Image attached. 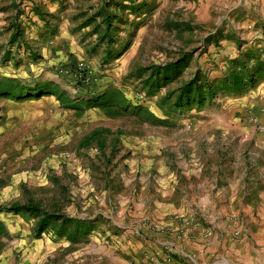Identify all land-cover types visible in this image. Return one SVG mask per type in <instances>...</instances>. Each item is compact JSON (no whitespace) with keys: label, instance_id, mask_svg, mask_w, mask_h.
I'll use <instances>...</instances> for the list:
<instances>
[{"label":"rangeland","instance_id":"rangeland-1","mask_svg":"<svg viewBox=\"0 0 264 264\" xmlns=\"http://www.w3.org/2000/svg\"><path fill=\"white\" fill-rule=\"evenodd\" d=\"M5 1L4 264H142L152 242L144 227L153 226L131 204L153 193L157 160L189 153L194 138L212 137L206 148L230 154L240 151L233 138L264 135L248 121L255 114L264 125L260 110L233 105L264 81L259 0ZM23 19L35 25L30 40ZM64 39L66 58L49 55L48 44ZM79 63L91 71L87 84L65 72ZM14 205L36 210L7 211ZM230 211L242 223L229 239L264 243L262 207Z\"/></svg>","mask_w":264,"mask_h":264},{"label":"crops","instance_id":"crops-1","mask_svg":"<svg viewBox=\"0 0 264 264\" xmlns=\"http://www.w3.org/2000/svg\"><path fill=\"white\" fill-rule=\"evenodd\" d=\"M5 2L0 0V42L11 25ZM257 2L254 14L263 19L264 0ZM36 19L33 16L32 21ZM20 23L25 27L24 39L33 38L29 32L34 31L35 25H30L26 19ZM10 35L8 33V37ZM64 41V46L58 41L49 43L48 54L61 55L65 59L71 48L67 47L68 40ZM233 105L245 111L264 108V81L248 95L236 98ZM232 140L236 141L240 151L230 154L213 153L210 148H206L214 141L212 137L202 140L194 138L189 144V153L169 158V161L166 158L168 163L158 159L154 164L158 168L153 177L156 181L153 193L145 200L133 201L131 204L134 211L138 210V216L147 215L146 218L151 219L147 222L153 227L172 230L175 228L174 215L193 212L199 214L202 221L212 229L213 236L209 239L192 236L174 242L176 254L173 257L181 264H264V243L259 238L242 240L240 243L229 239L230 233L237 231L242 223L239 220H229L231 209H240L244 205L251 210L261 207L264 209V135L252 139L239 136ZM197 142H203L204 153L199 150ZM246 145L252 146L247 154ZM147 155L160 156L161 150L148 151ZM144 231L148 234L146 238L152 242L143 248L141 263L153 264L161 257V241L171 238L156 234L147 226ZM151 237L153 238L149 239ZM135 245L131 246L133 250ZM6 254L7 251L0 249V264H4Z\"/></svg>","mask_w":264,"mask_h":264},{"label":"built area","instance_id":"built-area-1","mask_svg":"<svg viewBox=\"0 0 264 264\" xmlns=\"http://www.w3.org/2000/svg\"><path fill=\"white\" fill-rule=\"evenodd\" d=\"M74 68V69H73ZM73 71L66 69V74L70 72L73 81L83 80L82 83L87 84L91 78V71L89 67L83 63L75 65ZM260 111L264 115V108ZM248 121L258 129V131H264V125L262 120L258 119V116L253 114L249 117ZM154 232L159 235L169 236L170 241L162 242L161 244V257L153 264H181L178 260L174 259L176 254L174 241H181L191 238L192 236H198L202 239H209L213 235V231L202 220L193 217H178L175 220V228L172 230L161 227H153Z\"/></svg>","mask_w":264,"mask_h":264},{"label":"trees","instance_id":"trees-1","mask_svg":"<svg viewBox=\"0 0 264 264\" xmlns=\"http://www.w3.org/2000/svg\"><path fill=\"white\" fill-rule=\"evenodd\" d=\"M12 38L14 39V37L12 36ZM4 95V92H2ZM36 208L29 206V205H23V206H19V205H14L10 208L7 209V211H15V212H19V211H35ZM43 225V222L40 223V226Z\"/></svg>","mask_w":264,"mask_h":264}]
</instances>
